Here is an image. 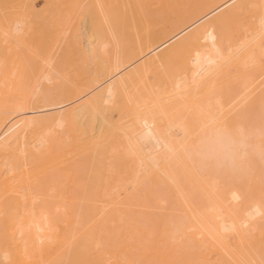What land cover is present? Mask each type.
Returning <instances> with one entry per match:
<instances>
[{"label":"bare ground","instance_id":"bare-ground-1","mask_svg":"<svg viewBox=\"0 0 264 264\" xmlns=\"http://www.w3.org/2000/svg\"><path fill=\"white\" fill-rule=\"evenodd\" d=\"M261 45L264 0H0V264H262V142L225 151L244 100L219 130L194 119L217 81L244 72L236 53ZM109 51L119 66L100 78ZM173 64L154 93L149 76ZM221 158L232 167L217 170ZM106 159L101 176L80 170Z\"/></svg>","mask_w":264,"mask_h":264},{"label":"rangeland","instance_id":"rangeland-1","mask_svg":"<svg viewBox=\"0 0 264 264\" xmlns=\"http://www.w3.org/2000/svg\"><path fill=\"white\" fill-rule=\"evenodd\" d=\"M41 3V2H40ZM40 3L38 4V6L40 5ZM190 9V10H189ZM188 9V12L187 13H189L190 15L189 16H191V13L193 14L192 16H195V9L193 10V12H191L192 11V8H189ZM191 12V13H190ZM247 16H246V15ZM248 15L249 14H247V13H244V14H242L241 15V19L240 20H236V22H239L242 26H245L247 23H248ZM191 16V17H192ZM190 17V18H191ZM246 19H245V18ZM241 20H243V21H241ZM247 21V22H246ZM244 22V23H243ZM238 23V24H239ZM246 23V24H245ZM221 33V32H220ZM224 33V32H223ZM223 33H221V34H223ZM208 34H210V32H208ZM207 34V35H208ZM202 36V35H201ZM199 36V40L198 41H200V40H203L204 41V38L206 37V36ZM204 37V38H203ZM200 42H202V41H200ZM94 44V43H93ZM91 45V46H94V45ZM169 46V45H168ZM167 46V47H168ZM167 47H165V48H163L162 50H160V52L161 51H164V50H166L167 49ZM224 47H226V49L228 48L227 47V43L225 42V45H224ZM255 48V49H254ZM254 51H253V50ZM250 48V49H246V51L244 52V50H241L242 52H238V53H236V58H238V55H239V57H241L242 59H243V61H244V58H246L245 59V61L247 62V60H248V62L246 63L245 61V66H246V68L244 67V72L243 73H241V74H239L240 72L238 71H233L232 69L229 71L230 72V74H229V72H227V74H226V76L223 78V79H221L220 81H217L216 82V88H215V86H214V88H212V90L210 91V95H208L207 96V101L205 100L204 102H202L201 103V108H202V106H203V108L204 107H206V105H208L206 108H204V109H206L205 110V112H204V119L203 120H201V119H198V118H194L195 116L194 115H192L193 113H192V111H190V110H186V109H184L183 110V108H182V110L183 111H180L181 110V107H176L174 110H172V112L173 113H176L177 115H179L180 113V115H182V112L184 113V111H185V113H184V116L187 114V112H190V119H195V121H196V123L197 122H199L200 121V123H198V124H196L195 123V121L193 120V123H195V125L196 126H198L199 127V124H201V122H203V121H205V120H207V118L209 119L210 117H211V121L213 120V118L214 119H216V121H209V120H207L208 121V124H206L205 126H200V127H203V129L206 131V129L209 127L210 129L211 128H214L213 130H219L218 128L220 127V125L222 124H224L223 122L225 121V118H224V111H227L228 109H229V105H234L235 103H237V102H239L240 101V99L242 98L244 101H243V103L241 104V105H239L237 108H235L234 109V112H233V114L235 115V120H234V123H233V125L231 126L230 125V127H231V129H229V130H231L230 132L231 133H229V131H228V133L230 134V135H233V137H234V139H233V137H232V139H230V140H228L229 141V143H228V148H226V149H229L228 151L227 150H225L226 151V153H228L229 152V155L232 153L231 152V149L233 150L234 149V147H236V148H238V147H241V144L243 145L244 143H242V142H248L249 140L250 141H252V142H254V141H256V140H261V142H262V144H261V146H262V150H260V152L261 153H259L258 152V159H259V163H260V165H261V167H263L264 168V153H262V152H264V121H262V120H264V99H262V98H264V95L262 96V93H260V96L262 97H259V102H258V104H257V102H256V104H254L253 103V98L252 99H250V97H246L247 96V94L249 93V91L254 87V85H256L259 81H261L262 80V78H261V80H259L258 81V78H260L259 77V75H258V72L260 73L261 71L260 70H258L257 69V65H255L254 66V64H256V63H254V62H257L259 59H261V63H263L264 62V58L263 57H261V51L264 49V47H263V45H261L260 47H253V48ZM260 49H262V50H260ZM249 50V51H248ZM252 51V52H251ZM244 52V53H243ZM110 53V54H109ZM249 53H251V54H249ZM243 54V55H242ZM249 54V55H248ZM111 57H110V56ZM245 55H246V57H245ZM248 55V56H247ZM251 55V56H250ZM243 56H244V58H243ZM105 57H107L106 59H100V58H97V59H95L94 61H97V63L99 64H97L98 65V67H97V70H98V75H100V78H102V77H104L105 76V74H104V72L106 71V73H110V72H112V71H115L116 69H117V67L119 66V62H116V61H114L115 59H114V55L111 53V51H109V52H107V54L105 55ZM126 56H124V60L121 58V60H123L122 62H127L128 60H129V56L128 57H126ZM251 57V58H250ZM249 58L251 59V61L249 60ZM257 59V60H256ZM104 61V62H103ZM253 61V62H252ZM260 63V64H261ZM249 64V65H248ZM252 64V65H251ZM259 65V64H258ZM168 66H171V65H168ZM167 66V67H168ZM248 66V67H247ZM100 67H101V69H100ZM103 67V68H102ZM174 67V64H173V66L171 67V69H173V71L171 70V69H166V70H163V71H161V73L163 74H161L160 73V75L159 76H157V77H159V79L157 78L156 80H154L155 81V83L153 82V81H151L150 82V80H152V78L153 79H155L156 77H155V75H153V74H151L150 76H149V84H151V88H153L154 86V88L156 89H152V91L155 93V92H157V93H160L166 86H165V84L168 82L167 80H168V78H170V77H173V75L174 74H176V70H175V67ZM252 67V68H251ZM158 70H160V67L159 66H157L156 67ZM156 68L154 67V71H157L156 70ZM169 68V67H168ZM99 69H100V71H99ZM247 69V70H246ZM254 69H257V70H254ZM103 70V71H102ZM234 70H236L235 68H234ZM250 70V71H249ZM251 72V71H253V73H252V75H251V73H249V72ZM103 72V73H102ZM165 73V74H164ZM104 74V75H103ZM246 74V75H245ZM254 74V75H253ZM154 77H153V76ZM161 75H162V77H161ZM166 75H168L167 77H166ZM243 75V76H242ZM258 75V76H257ZM102 76V77H101ZM239 77V78H238ZM256 77V78H255ZM262 77V76H261ZM151 78V79H150ZM162 78V79H161ZM246 78V79H245ZM253 78H255L256 80H257V82H256V80L255 79H253ZM264 78V77H263ZM160 79H161V81H160ZM249 79V80H248ZM228 80V81H227ZM232 80V81H231ZM253 82H252V81ZM163 81H166V82H163ZM242 81V82H241ZM219 82V83H218ZM246 84H245V83ZM224 84L225 83V85H221V84ZM250 83V84H249ZM254 85H253V84ZM256 83V84H255ZM219 84V85H218ZM231 84V85H230ZM249 84V85H248ZM246 85H248L247 87H246ZM219 86H222V87H219ZM252 87V88H251ZM219 88V89H218ZM223 88H225V89H223ZM227 88V89H226ZM216 90V92H215V90ZM131 90V89H130ZM130 90H127V94H130L131 92H132V90L130 91ZM157 90H159V92L157 91ZM220 90V91H219ZM238 90H240V91H238ZM242 90V91H241ZM129 91V92H128ZM136 91L137 90H135L134 92H132L131 94L133 95H129L130 97V99L132 98V99H137V98H139L140 96H141V94H140V92H142V96L144 95L145 96V92L143 91V90H138L139 91V93H138V91H137V94H136ZM222 91V92H221ZM224 91V92H223ZM226 91V92H225ZM230 91V92H229ZM143 92L145 93V94H143ZM152 92V93H153ZM221 92V93H220ZM229 92V93H228ZM223 93V94H222ZM225 93V94H224ZM140 94V96H138ZM234 94V95H233ZM242 94V95H241ZM263 94H264V91H263ZM237 95L239 96V97H237ZM210 96V97H209ZM221 96V97H220ZM233 96H235V98L233 97ZM217 97V98H216ZM231 97H232V99H231ZM214 98V99H213ZM245 98V99H244ZM211 99V100H210ZM231 99V100H230ZM241 99V100H242ZM215 100V101H214ZM263 100V101H262ZM229 101V102H228ZM231 101V102H230ZM212 102V103H211ZM223 103V104H222ZM231 103V104H230ZM205 104V105H204ZM212 104V105H211ZM227 104V105H226ZM218 105V106H217ZM226 107H225V106ZM217 107V108H216ZM223 107H224V109H223ZM177 108H180V110H178V111H176L175 112V110H177ZM228 108V109H227ZM122 109V108H121ZM208 109H210L209 111H208ZM222 109V110H221ZM212 110H213V112H212ZM215 110H217V111H215ZM49 111V110H48ZM235 111H237V112H235ZM238 111H240V112H238ZM208 112V113H207ZM214 112H217L216 113V115H214L213 116V114H215ZM232 112H231V114H232ZM239 113V114H238ZM211 114V115H210ZM118 112H115V113H113V115H112V118H113V121H115V120H119L118 119ZM189 115V114H188ZM192 115V116H191ZM222 115V116H221ZM127 115H126V112H123L122 111V113H121V117L122 118H120V122H125V123H127L128 124V126H129V124H130V122H129V120H127L128 118L126 117ZM194 116V117H193ZM188 117V116H187ZM193 117V118H192ZM206 117V118H205ZM238 117V118H237ZM263 117V118H262ZM217 119H219V120H217ZM223 119V120H222ZM197 120H199V121H197ZM221 120V121H220ZM238 121V122H237ZM210 122V123H209ZM236 122V123H235ZM215 125H214V124ZM258 123H259V125H258ZM126 124V125H127ZM210 124V125H209ZM212 124V125H211ZM218 126H217V125ZM232 124V123H231ZM237 125V126H236ZM257 125V126H256ZM214 126V127H213ZM199 127V128H200ZM199 128H198V131H197V136L198 137H202V134L204 133V130H199ZM216 128V129H215ZM254 130H253V129ZM222 129V128H221ZM235 129V130H234ZM255 129H257V130H255ZM261 129V130H260ZM209 130V129H208ZM207 130V131H208ZM249 130H250V132H249ZM253 130V131H252ZM201 131V132H200ZM234 133H233V132ZM200 133V135H198L199 133ZM239 132V133H238ZM248 132V133H247ZM206 133V132H205ZM243 133V134H242ZM236 134V135H235ZM253 134V135H252ZM205 135V134H204ZM203 135V136H204ZM257 135V136H256ZM236 136V137H235ZM110 137V136H109ZM109 137H107V138H105V142L104 143H108V144H106V145H108V146H110L111 144L112 145H115L114 143H112V141L111 140H113V137H111V139H109ZM245 137V138H244ZM244 138V139H243ZM239 139H241V141L239 140ZM249 139V140H248ZM235 140V141H234ZM237 140H238V142H237ZM246 140H248V141H246ZM239 141L241 142L240 144H239ZM235 142V143H234ZM233 143V144H232ZM230 144V145H229ZM235 144H238V145H235ZM234 145V146H233ZM231 146V147H230ZM110 147H113V146H110ZM106 157V156H105ZM108 157V156H107ZM106 157V158H107ZM262 159V160H261ZM193 161H191V163H192V165H191V163H190V166H193L195 169L196 168H199V169H203V170H205V169H211V168H214L213 166H214V162H213V160L211 159V158H207V159H204L201 163L200 162H198V163H196V161L194 162V158L192 159ZM226 159H222L221 158V161L223 162V163H225V165L226 166H224V164L223 163H221V161H220V166H219V164H217L218 165V168L216 167V169L217 170H222V169H224V167H227L228 166V164H226V163H230L229 165H230V167H232V163L233 162H228V160H226ZM261 160V161H260ZM105 163H106V165H101V167L100 166H98V167H96L95 168V166H92V167H89V166H86L87 167V169L85 170V165L84 164H80V170H82V173L84 174L87 170L89 171V174L90 175H95L96 177L98 176L97 174H99V176H101V174L102 173H104V171H105V169H106V167H108V165H109V162H110V160L109 159H106L105 161H104ZM196 163V164H195ZM200 163V167H201V165H202V167L200 168L199 166L197 167L196 165L197 164H199ZM203 163V164H202ZM221 164H223L222 166L223 167H221ZM232 164V165H231ZM195 165V166H194ZM103 166V167H102ZM229 167V166H228ZM229 167V168H230ZM97 168H99V169H97ZM198 169V170H199ZM102 170V171H101ZM236 171H240V169H235ZM98 171V172H97ZM241 172V171H240ZM253 172V171H252ZM101 173V174H100ZM256 173H258V172H253L252 174H254V175H256ZM244 176H241V178H239L238 180L236 179V181H239L242 185L243 184H245V185H248V184H251L252 183V175H250V174H243ZM245 175H247V176H245ZM223 180H221L220 178L219 179H217V183L218 184H220V182H222ZM250 182V183H249ZM192 198L195 200L196 199V194L195 193H193L192 194ZM197 202V201H196ZM259 219V218H258ZM257 220V219H256ZM258 224L259 223H262V219L260 220V221H258L257 222ZM258 248H260V253H263L264 252V244L262 243L261 245H258L257 246ZM260 256L258 257V260L259 261H261V262H263L262 264H264V255L263 254H259ZM261 256H263V257H261ZM263 258V259H262Z\"/></svg>","mask_w":264,"mask_h":264},{"label":"snow or ice","instance_id":"snow-or-ice-1","mask_svg":"<svg viewBox=\"0 0 264 264\" xmlns=\"http://www.w3.org/2000/svg\"><path fill=\"white\" fill-rule=\"evenodd\" d=\"M151 133L149 132V135H150Z\"/></svg>","mask_w":264,"mask_h":264}]
</instances>
